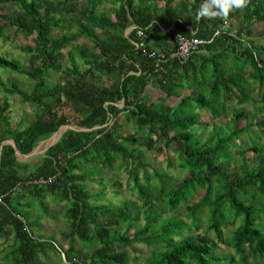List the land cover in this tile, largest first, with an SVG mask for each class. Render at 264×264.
I'll return each mask as SVG.
<instances>
[{"label":"trees","instance_id":"1","mask_svg":"<svg viewBox=\"0 0 264 264\" xmlns=\"http://www.w3.org/2000/svg\"><path fill=\"white\" fill-rule=\"evenodd\" d=\"M0 1L13 3L21 12L18 17L0 12V18L8 20L26 36L35 35L34 46L21 47L29 56L28 65L0 55V69L25 74L35 81L29 91L17 82L8 85L0 79L2 89L37 108L35 119L27 126L11 129L10 116L6 114L10 103L0 100V236L13 234L14 242L7 255L13 264H43L39 255L46 247H57L54 239L42 241L32 236L28 216L21 210V203L14 199L17 190L26 188L35 198H42L47 191L69 202L68 237L73 241L65 250L68 264H132L129 246L161 243L168 248L154 252L142 264H214L219 260L214 254L219 243L230 244L243 264H248L246 246L253 256L261 255L264 260V145L251 147L257 154V164L243 161L238 169L231 171L229 148L232 141L245 132L238 127L244 113L234 114L233 130L224 135L213 133L203 140L194 130L201 123L200 115L192 108L194 101L216 118L220 115L217 106L225 110L235 92L242 98H250L243 76H229L224 68L223 57L229 53L240 72L246 63L251 65L250 76L263 88L260 101L264 109V47L253 41L246 46L242 43L244 32L254 22L264 23V0H247L246 7L232 11L227 18L198 21L194 16L201 0L180 4V7L173 6L175 0H163V7L146 5L147 0L137 3L136 0H113L119 2L115 18L97 10L100 0H84L81 4L74 0ZM232 20L240 25L237 34L233 32ZM133 23L151 36L147 49L160 47L161 43L172 49L177 46L176 37L180 33L204 40H210L217 30L221 33L201 46L208 54L194 53L184 63L169 60L164 64L166 71L158 72L154 60L134 43L139 40L137 29L125 35ZM74 25L76 34L53 37L55 29L67 30ZM187 25H191L194 32ZM163 28L169 29L167 34ZM5 29L6 25L0 22V41L6 38ZM97 30L106 36L99 37ZM79 36L92 39L99 52L95 54L85 46L76 45L66 54L64 49ZM167 37L172 45L166 43ZM196 58H201L200 65L194 63ZM67 59L69 66L65 63ZM78 59L84 63V68ZM208 68L211 74L205 78L203 73V78L209 84L210 100L200 93L186 95L169 112L159 102L145 96V89L152 82L164 87L168 96H173L177 94V73L193 74L197 78L199 72ZM51 72H61L62 81L45 89V76ZM122 101L124 105L120 107L118 104ZM121 114H126L134 123L142 141L135 134H120L116 122L110 125ZM65 125H76L79 129L66 130L38 162L18 159L17 150L24 155L31 153ZM96 126L100 127L93 129ZM144 131L148 134L144 135ZM6 140H13L16 147L2 146ZM156 143L178 153L179 166L187 172L178 187L168 189L159 172L160 185L153 183L148 175L145 149L151 151ZM78 161L94 162L102 167L119 162L129 173L138 202H142L145 210L142 212L137 202L130 204L129 201L114 207L90 204L89 201L99 195L84 188L82 183L86 182L88 174ZM76 170L82 172L76 173ZM52 176H56V180L50 184L30 183ZM197 196L200 198L192 203ZM156 200L172 210L185 204L192 224L173 218L158 223L163 213L154 209ZM205 210L206 233H197ZM230 225L234 232L228 240L225 227ZM136 226L139 228L132 236L128 235ZM121 228H124L123 233ZM211 231L215 240L208 234ZM75 238L93 247L92 251L82 254L75 246ZM65 251L60 248V252Z\"/></svg>","mask_w":264,"mask_h":264},{"label":"rangeland","instance_id":"2","mask_svg":"<svg viewBox=\"0 0 264 264\" xmlns=\"http://www.w3.org/2000/svg\"><path fill=\"white\" fill-rule=\"evenodd\" d=\"M75 2L82 3L84 0H74ZM161 2L162 0H155ZM194 2V0H191ZM119 7V2H114L113 0H100V4L97 8L98 11L103 10L107 12L110 16L114 15L115 9ZM0 12L4 14H11L13 17H18L20 10L11 2L0 1ZM0 22L6 25L5 36L6 38L0 41V55L11 59H19L23 64L28 65V54L22 51V46H34L35 45V35L26 36L23 32L19 31L17 27L11 24L8 20L0 18ZM233 32L237 34L240 25L237 21H231ZM77 26L74 25L67 30L55 29L53 31V37L63 36L65 33L76 34ZM96 34L103 38L106 36L101 30H97ZM117 34V33H114ZM126 35V32H125ZM243 46H246L250 42H255L257 45L264 47V23L254 22L250 29L244 32L243 36ZM76 45L85 46L88 50L98 53V49L95 47V43L92 39H87L84 36H79L72 40L70 44L64 49L67 54L74 50ZM201 54H208L204 52ZM224 68L229 76L237 75L243 76L244 84L249 91L250 98L245 99L239 96L238 92L233 94V97L227 101L226 109L222 110L220 106H217L220 115L218 117H213L211 112L207 108H200L193 101L192 108L195 112L200 115L201 123L195 127V132L198 136H202L203 140H207L210 135L217 133L219 135H224L235 128L234 124V114L236 112H243L244 116L240 118L238 122V127L245 129V132L236 137L232 141L230 146V168L231 171L238 169L241 163L244 161L249 165L257 164L258 157L255 151L251 150V147L264 145V109L262 102L260 101L263 88L260 84L256 83L251 75V65L246 63L242 72L234 64L233 57L229 53H225L223 57ZM82 68H84V63L78 59ZM68 66L70 65L69 60L65 62ZM211 74V69L204 71V77L209 78ZM46 87L45 89L52 88L56 84L60 83L62 80V73L51 72L45 76ZM205 78L201 76V73L197 78L192 79V77L184 76L183 72L176 74L177 79V94L173 96H168L164 87L152 82L145 89V96H147L151 101L159 102L160 105L168 110L172 111L180 102L181 98L186 95L197 96L199 93L202 94L210 100L209 84L205 81ZM0 79H2L6 84L10 85L11 82H17L23 88L31 91L35 84V81L30 79L25 74H20L12 72L10 70L0 69ZM194 83V81H196ZM0 100L1 103L8 101L10 103V109L6 111V114L10 116V127L11 129H23L32 120L35 119V112L37 110L30 103H26L18 95L6 93L0 86ZM123 107L124 102L118 104ZM116 122L117 131L123 135L135 134L137 138L142 141L141 132L137 130V127L132 121L127 119L126 114H121L118 118L113 119L110 123L112 125ZM258 123H262L259 126ZM78 128L76 125H69ZM0 126V133H1ZM66 129L65 126L61 127L63 131ZM79 129V128H78ZM85 129V128H84ZM144 135L148 134L147 131L143 132ZM60 131L54 132L46 140H43L39 147L36 148L35 152L31 156L18 155V159L21 162L30 161L38 162L42 159L45 154L46 148L55 143L56 139L59 137ZM155 138V137H154ZM13 142V140H6L5 142ZM137 147V146H135ZM159 147V148H158ZM130 148V146H129ZM145 162H147L148 175L151 177L152 182L160 185V180L157 172L161 173L167 182V188L178 187L182 181L187 176V172L184 171L179 166V157L176 151H169L165 147H161V143H156V146L151 151L145 149ZM171 160V161H170ZM81 167H84V171L88 174V179L83 182L84 188L92 194H96L98 198L92 199L90 204L95 206L104 207L105 205L114 207L121 205L125 202L130 204L138 203L141 211L145 210L143 208L142 202H138L137 191L133 188V182L129 178V173L125 168L119 166V162L113 163V166L105 165L100 166L97 163L89 162L84 163L83 161H78ZM77 172H82V170H76ZM143 183L145 180L143 179ZM105 187V188H104ZM105 190V191H104ZM103 191V194H100ZM200 197L197 196L192 203L196 202ZM14 199L21 203V210L27 214V218L30 224V231L34 238H39L42 241L52 240L56 241V248L52 249L46 247L44 253L39 255V260L43 264H68V258L66 254V249L72 244L73 238L68 237L70 234V222L68 219L67 209L69 207V202L57 195L45 191L42 198H35L31 193L30 189L17 190ZM154 209H157L163 213L159 222L163 219H180L187 225L192 224V219L187 216V211L185 204H181L177 209H170L165 206L162 202L156 200ZM135 206V205H134ZM146 211L143 214L145 217ZM200 220L202 221L201 229L197 230V233H206L207 230V220H206V210L201 214ZM139 227L136 226L130 231L128 235L132 236L135 229ZM121 232H124V228H121ZM234 232V227L232 225L225 227V234L228 240H231ZM187 232L185 231V234ZM212 240H215L214 232L208 233ZM178 239V237H176ZM14 239L13 234L10 232L8 236H0V264H13L12 258H8L7 255L11 252ZM75 246L77 249L83 251L82 254L86 255L92 251L91 246L81 243L79 238H75ZM65 252H60V248ZM168 246L165 243L159 245H147V244H135L129 246L128 252L130 255L129 261L132 264H142L145 262L154 252L162 251L167 249ZM119 250H122L119 247ZM248 264H264V260L261 255L253 256L252 251L249 247H245ZM214 254L219 258L214 264H243L240 256L234 251L233 247L228 244L219 243V246L214 249ZM229 257H233V260Z\"/></svg>","mask_w":264,"mask_h":264},{"label":"built area","instance_id":"3","mask_svg":"<svg viewBox=\"0 0 264 264\" xmlns=\"http://www.w3.org/2000/svg\"><path fill=\"white\" fill-rule=\"evenodd\" d=\"M221 31L217 30L214 32L212 38L210 40H204L197 36H188L185 34H178L176 37L177 46L172 49H147V32L139 28L137 30L138 41L134 42L138 48H141L148 57L154 60L155 70L158 72H165L166 69L164 64H166L169 60H178L182 63L189 60V58L197 52H200L201 46L205 43H210L216 36L220 35ZM56 180V176L48 177V178H38L35 180H31L30 183H36L39 185H46L54 182ZM21 219L23 217L19 216Z\"/></svg>","mask_w":264,"mask_h":264},{"label":"clouds","instance_id":"4","mask_svg":"<svg viewBox=\"0 0 264 264\" xmlns=\"http://www.w3.org/2000/svg\"><path fill=\"white\" fill-rule=\"evenodd\" d=\"M246 4L247 0H201L194 19L198 21L202 18H227L232 11L242 9Z\"/></svg>","mask_w":264,"mask_h":264},{"label":"crops","instance_id":"5","mask_svg":"<svg viewBox=\"0 0 264 264\" xmlns=\"http://www.w3.org/2000/svg\"><path fill=\"white\" fill-rule=\"evenodd\" d=\"M138 1H139V0H136V3H137ZM194 2H195V0H194ZM185 3L190 4V3H193V2H191V0H175L173 6L180 7V6H181L180 4H185ZM145 4H146V5H156V6H158V7H163V6H164V1L162 0L161 2H158V1H155V0H147ZM112 18H115V13H114V15L112 16ZM187 27H188V29H189L191 32H194V31H193V27H192L191 25H187ZM134 29H137V30L139 29V26H138L136 23H133L131 26H129V27L126 29V31H125V32H126V35L129 36L130 32L133 31ZM163 31H164L165 34H167L168 31H169V29H165V28H163ZM147 35H148V34H147ZM150 37H151V36L148 35V37H147V42L149 41V38H150ZM151 41H152V38H151ZM167 41H168V43H170V44L172 45L173 42H172L171 40H168V37L166 38V43H167ZM167 47H168V45H165V44L161 43V46H160V47H157V48H155V49H162V50H164V49H167ZM204 52H207V51H206L205 48H202V49L200 50L199 53L201 54V53H204ZM194 63L197 64V65H200V64H201V58H196V59H194ZM200 73H201V72H199L198 75H199ZM203 73H204V72L201 73V76H202V77H203ZM184 76L192 77V79L195 78L193 74H190V76H189L188 74H184ZM197 77H198V76H197ZM194 83H195V82H194Z\"/></svg>","mask_w":264,"mask_h":264},{"label":"water","instance_id":"6","mask_svg":"<svg viewBox=\"0 0 264 264\" xmlns=\"http://www.w3.org/2000/svg\"><path fill=\"white\" fill-rule=\"evenodd\" d=\"M65 127H66V129H64L63 131L61 130V128L58 130V132L60 131V135H59V137L56 139V141H55V143L54 144H56L58 141H59V139L61 138V136L65 133V131L66 130H68V129H78V128H75V127H72V126H69V125H65ZM100 126H96V127H94L93 129H96V128H99ZM81 130H87V129H84V128H82ZM5 144H12L14 147H16V144H15V142L13 141V142H4L3 144H2V146L3 145H5ZM54 144H52V145H54ZM40 145V144H39ZM39 145H37L36 147H35V149L31 152V153H29V154H21L18 150L16 151V154H17V156L18 155H22V156H31L34 152H35V150H36V148L37 147H39ZM52 145H50V146H48V148L49 147H51ZM1 146V147H2ZM48 148H46V150H45V152L47 151V149Z\"/></svg>","mask_w":264,"mask_h":264}]
</instances>
